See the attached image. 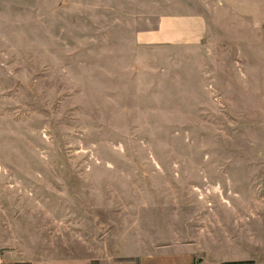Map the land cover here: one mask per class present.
Segmentation results:
<instances>
[{"label":"rangeland","instance_id":"obj_1","mask_svg":"<svg viewBox=\"0 0 264 264\" xmlns=\"http://www.w3.org/2000/svg\"><path fill=\"white\" fill-rule=\"evenodd\" d=\"M124 1L0 0V22L15 19L0 27V247L30 237L35 204L43 215L70 199L104 204L110 228L170 193L192 208L210 182L218 198L264 197V136H242L264 109L238 107L254 99L230 91L237 77L210 75L227 67L224 54L200 67L187 51L131 44L115 20ZM212 83L223 91L203 90Z\"/></svg>","mask_w":264,"mask_h":264},{"label":"crops","instance_id":"obj_2","mask_svg":"<svg viewBox=\"0 0 264 264\" xmlns=\"http://www.w3.org/2000/svg\"><path fill=\"white\" fill-rule=\"evenodd\" d=\"M123 3L116 8L126 16L115 20H125L122 27L132 30L131 44L187 51L200 67L203 63L217 64L219 55L224 54L227 67H212L210 75L237 77L241 82L230 91L241 97L253 94L254 99L242 98L238 107L264 109V0ZM12 22L14 17L1 21L0 27ZM12 30L19 37V32ZM246 66H252L254 84L245 83ZM203 90L214 94L223 88L212 83ZM242 136H264V123L259 124L255 135ZM234 183L220 185L229 188ZM210 185L209 198L203 197L202 191H194L189 203L192 208L175 203L172 199L180 195L170 193L169 203L149 204L144 208L146 213L125 217L123 224L110 228L105 226L104 204L91 209L84 203L78 207L70 199L71 203L51 210L66 214L58 219L51 211L43 215L41 206L35 204L30 237L23 238L20 230L22 233L17 231L14 237L8 234V239L3 238L1 264H264V197L242 194L218 198L212 194V185L217 189L218 182ZM240 186L249 189L253 183L242 181ZM234 247L243 252L241 257H234Z\"/></svg>","mask_w":264,"mask_h":264},{"label":"built area","instance_id":"obj_3","mask_svg":"<svg viewBox=\"0 0 264 264\" xmlns=\"http://www.w3.org/2000/svg\"><path fill=\"white\" fill-rule=\"evenodd\" d=\"M2 263V256H1V254H0V264Z\"/></svg>","mask_w":264,"mask_h":264},{"label":"trees","instance_id":"obj_4","mask_svg":"<svg viewBox=\"0 0 264 264\" xmlns=\"http://www.w3.org/2000/svg\"><path fill=\"white\" fill-rule=\"evenodd\" d=\"M241 263V262H240ZM232 264H238V262L237 263H232Z\"/></svg>","mask_w":264,"mask_h":264}]
</instances>
